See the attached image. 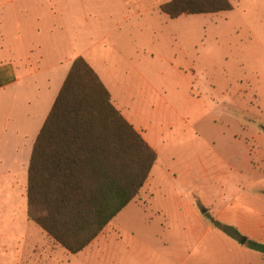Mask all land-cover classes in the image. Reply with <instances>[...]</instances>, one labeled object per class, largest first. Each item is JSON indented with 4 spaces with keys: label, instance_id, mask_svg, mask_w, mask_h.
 <instances>
[{
    "label": "rangeland",
    "instance_id": "obj_1",
    "mask_svg": "<svg viewBox=\"0 0 264 264\" xmlns=\"http://www.w3.org/2000/svg\"><path fill=\"white\" fill-rule=\"evenodd\" d=\"M166 1L0 0V66L37 44L88 51L158 155L71 254L27 218L30 91L0 87V264H264L248 247L264 242V0L176 18Z\"/></svg>",
    "mask_w": 264,
    "mask_h": 264
},
{
    "label": "trees",
    "instance_id": "obj_2",
    "mask_svg": "<svg viewBox=\"0 0 264 264\" xmlns=\"http://www.w3.org/2000/svg\"><path fill=\"white\" fill-rule=\"evenodd\" d=\"M159 9L176 18L228 11L232 4L168 0ZM14 80L13 68L1 65L0 87ZM157 158L96 71L77 56L33 143L27 218L68 252L79 253L136 198ZM225 230L236 238L232 228ZM248 247L264 256V243L249 240Z\"/></svg>",
    "mask_w": 264,
    "mask_h": 264
},
{
    "label": "crops",
    "instance_id": "obj_3",
    "mask_svg": "<svg viewBox=\"0 0 264 264\" xmlns=\"http://www.w3.org/2000/svg\"><path fill=\"white\" fill-rule=\"evenodd\" d=\"M32 46L33 45H31L30 47ZM27 47L21 48L16 52L13 61L15 80L6 85L16 83L23 89V91H25L24 93H26L28 90L30 91V96L26 101L30 106L28 116L30 117L31 122L27 125V129L32 133L33 138L31 137V139H28L26 137L27 141L23 143V145H28V147L25 146V152L26 155L29 156V159L35 138L38 135L47 115L52 108V105L59 93L64 79L67 76L73 60L77 56L84 57L86 61L91 65V67L96 71V73L99 75V77L109 90L112 102L115 107L149 143L147 138L144 136L145 129L137 124L135 125L133 123L134 120L130 117L126 108L119 101L115 100V95L111 90V85L107 81V77L104 75L103 67L100 66L97 59L88 54V51L76 48L72 55L67 54L63 58L61 56V53L63 52L64 47L59 46L58 48L55 47V49L52 50V55L58 56L57 59H53L50 56L46 57L47 54L44 53V49L41 44H37L36 50L34 51H27ZM49 60L53 61L51 62ZM48 62H50L49 65H47Z\"/></svg>",
    "mask_w": 264,
    "mask_h": 264
},
{
    "label": "water",
    "instance_id": "obj_4",
    "mask_svg": "<svg viewBox=\"0 0 264 264\" xmlns=\"http://www.w3.org/2000/svg\"><path fill=\"white\" fill-rule=\"evenodd\" d=\"M245 240H246V237H243V238L241 239V243H244Z\"/></svg>",
    "mask_w": 264,
    "mask_h": 264
}]
</instances>
